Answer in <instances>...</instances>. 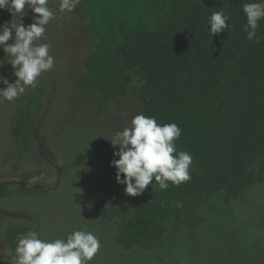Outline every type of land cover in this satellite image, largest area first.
Here are the masks:
<instances>
[{"label": "trees", "instance_id": "1", "mask_svg": "<svg viewBox=\"0 0 264 264\" xmlns=\"http://www.w3.org/2000/svg\"><path fill=\"white\" fill-rule=\"evenodd\" d=\"M249 2L81 0L82 32L92 49L79 65V87L98 113L131 98L158 124L176 123L177 151L192 156L189 181L161 190L153 179L150 199L103 212L104 220L118 218L115 240L124 250H151L191 208L215 210L264 185V19L259 43L249 41L243 12ZM221 10L233 27L210 37V16ZM10 14L0 10V24ZM47 97L42 83L17 97L13 130L26 152ZM22 233H5L9 252Z\"/></svg>", "mask_w": 264, "mask_h": 264}, {"label": "rangeland", "instance_id": "2", "mask_svg": "<svg viewBox=\"0 0 264 264\" xmlns=\"http://www.w3.org/2000/svg\"><path fill=\"white\" fill-rule=\"evenodd\" d=\"M47 6L55 18L36 43L50 45L55 63L37 77L35 86H28L42 83L48 92L31 153L14 135L18 99L0 97V264H16L15 252L5 243V233L12 228L26 234L36 231L46 241L66 239L75 230L92 232L101 247L88 264H264V185L215 210L191 208L182 223L169 225L164 239L151 250H124L117 244L118 218L104 220L103 212L111 205L148 200L154 187L152 181L142 194L129 196L110 166L119 159L113 156L119 146L111 140L141 114L139 103L117 99L98 113L76 81L79 65L92 49L82 32L81 0L72 12L60 11L59 0H48ZM24 11L23 16L10 14L13 29L20 22L29 25L27 5ZM4 53L0 47V78L14 83L11 57ZM5 87L0 82V89Z\"/></svg>", "mask_w": 264, "mask_h": 264}, {"label": "clouds", "instance_id": "3", "mask_svg": "<svg viewBox=\"0 0 264 264\" xmlns=\"http://www.w3.org/2000/svg\"><path fill=\"white\" fill-rule=\"evenodd\" d=\"M79 0H59V10L72 12ZM38 14L33 23L24 26L21 22L13 27L9 22L0 24V47L11 57L8 61L17 77L14 83L6 78L0 82L6 85L0 89V97L13 102L25 93L26 86H35L42 72L51 70L55 63L50 55L48 43H36L44 37L45 26L55 18L48 8V0H0V10L12 15H25V6ZM247 24L244 27L246 38L259 43L257 29L264 19V0H253L243 5ZM229 17L223 10L213 12L209 19L210 37L233 27L228 25ZM14 31V36H13ZM10 38L13 43H7ZM181 136L176 123L160 125L155 117L137 114L129 127L117 131L111 140L119 150L113 156L119 157L110 162L116 169L115 180L125 185L129 196H138L155 180L161 190L169 187L168 182L179 186L191 179L189 167L192 156L185 151H177L175 141ZM175 154V155H174ZM123 174V179H121ZM101 247L99 238L92 232L75 230L66 239L46 241L39 238L36 231L20 234L15 248L16 264H88Z\"/></svg>", "mask_w": 264, "mask_h": 264}, {"label": "flooded vegetation", "instance_id": "4", "mask_svg": "<svg viewBox=\"0 0 264 264\" xmlns=\"http://www.w3.org/2000/svg\"><path fill=\"white\" fill-rule=\"evenodd\" d=\"M28 11H29V21H28V23L30 24V23H33L35 18H34L33 12H31L30 9H28Z\"/></svg>", "mask_w": 264, "mask_h": 264}]
</instances>
